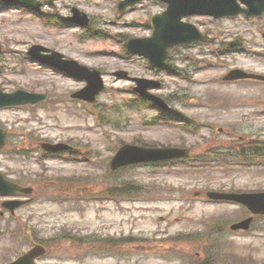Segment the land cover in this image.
Here are the masks:
<instances>
[{"label": "rangeland", "instance_id": "obj_1", "mask_svg": "<svg viewBox=\"0 0 264 264\" xmlns=\"http://www.w3.org/2000/svg\"><path fill=\"white\" fill-rule=\"evenodd\" d=\"M119 1L60 0L55 6L43 9V13H36L26 7L5 6L0 0V43L7 49V53L0 54V87L8 92L23 89L50 96L35 106L0 110V125L11 131V149L14 145L35 149L31 157L8 154L10 147L1 151L0 171L26 183L32 177L28 176L40 173V143L67 142L89 154L90 160L49 158L44 161L43 172L47 177L90 179L92 183L85 191L91 186L94 191L103 188L104 180L114 186L133 183L145 187L144 196H148L133 200H87L79 197L84 194L76 190L67 197L84 200L60 203L43 197L44 193L37 190L28 197L29 202L17 209L15 216L9 212L1 215L4 199L0 197V264H8L20 252L30 249L27 236L23 244L17 239L24 225L45 238L72 231L81 235L114 236L115 240L129 234L155 240L146 247H132L135 255L128 246L101 251L106 254L95 256H86V250H73L68 245L57 246L50 256L42 258V264H192L195 259H203L204 247L210 246H214V264H264V219L257 220L249 231L231 232L230 225L245 218L243 206L206 201V192L211 190L264 191L263 159L252 167L148 165L124 169L114 175L108 173L109 162L127 143L182 146L196 153L208 149L219 152L264 149V85L222 81L226 72L236 67L264 72V61L253 53L264 46V22L249 26L244 22H212L208 18L190 20L217 36L215 47L221 45V40L233 41L239 35L252 52L237 51L232 57H225L224 67L213 54V46L178 47L168 61L174 71L156 70L147 60L127 55L123 41L150 36L152 31L147 23L153 14L164 9L163 5L146 1L119 14ZM72 7L93 19L97 37L83 38V29L68 19ZM50 16L55 17L57 24L46 23ZM34 44L53 48L68 59L103 72L106 88L92 104L95 109H87L85 102L70 97L84 87L82 81L27 56ZM194 61L199 65L195 66ZM119 70L133 77L161 81L163 87L153 93L168 99L181 96L177 97L181 102L172 99L171 106L196 120V124L207 127L195 133H183L179 122H172L170 115L156 107H132L137 99L133 92L135 84L117 78L114 73ZM97 111L102 117L99 118ZM161 197L165 200L155 201ZM211 225L218 229L214 238L211 237L214 245L210 240L202 245L165 244L166 238L181 232L201 231L207 237ZM124 252L131 255L123 256Z\"/></svg>", "mask_w": 264, "mask_h": 264}, {"label": "water", "instance_id": "obj_2", "mask_svg": "<svg viewBox=\"0 0 264 264\" xmlns=\"http://www.w3.org/2000/svg\"><path fill=\"white\" fill-rule=\"evenodd\" d=\"M10 4L21 3L28 4L40 10L43 6L37 0H4ZM55 0L47 1L53 5ZM140 0H124L120 3V12H123L128 6L134 5ZM168 3V9L163 14H158L153 17V25L155 28L151 38L133 39L128 42V47L133 53L141 54L149 58L152 66L161 67L165 64L168 57V49L178 44L190 43L195 40H207L202 37L197 29L191 25L181 21L182 17L192 14H210L216 17L236 16L240 12L247 16L261 15L264 12V0H162ZM238 1L247 5V9H241ZM72 18L79 25L89 23L87 16L82 15L79 10H74ZM47 50L42 46H33L29 54L36 59H39L47 64L64 69L71 74L86 79L88 86L81 92L76 93L74 97L82 98L88 101H93L96 94L103 89L100 74L97 71H90L87 67L80 66L75 61H63L62 55L57 54L53 57L45 58L41 55V51ZM120 77H127L126 72L117 73ZM263 79L264 77L254 74H248L242 70L232 71L226 80L238 79ZM138 83L135 88L141 95L150 98L158 103L159 106L169 109V106L164 100L157 96L148 93V89L159 87L160 83L145 79H133ZM45 96L29 94L19 91L14 94H5L0 90V107L12 104L36 103L39 100L45 99ZM5 144V132L0 129V148ZM46 150L57 152L69 148L64 144L51 145L43 144ZM189 150L179 148H145L134 145H124L116 156L111 161L112 169L139 163L161 161L173 158L188 157ZM31 189L22 188L12 184L4 179L0 174V194H29ZM209 197L215 200H229L239 202L247 206L254 214H264V193L257 194H226L212 192ZM21 201H11L4 203V206L14 211L22 205ZM252 218L246 219L232 225L230 228L233 231L248 230L250 228ZM42 246H35L28 253L21 256L17 261L11 264H37L36 259L44 254Z\"/></svg>", "mask_w": 264, "mask_h": 264}, {"label": "trees", "instance_id": "obj_3", "mask_svg": "<svg viewBox=\"0 0 264 264\" xmlns=\"http://www.w3.org/2000/svg\"><path fill=\"white\" fill-rule=\"evenodd\" d=\"M255 154H257V158L260 157H264L262 152H256ZM253 157H249L247 152L244 151H237V152H232L229 154H221L220 152L216 151V150H212V151H207L205 154L199 155L198 157H195V160L197 163L202 164V162H217L219 165L222 166H228L230 164H236L239 162H251V159ZM134 188H137L131 184H125L123 186V193L126 196H130L131 194H137L140 193L139 191L135 190ZM25 230H28L27 228ZM218 229L215 225H211V231H209L208 236L206 237L205 235L199 233L196 234H189V235H181L178 236L176 238H172L169 241V244L171 245H176L178 243L180 244H204L207 240H210L209 243H212L214 245L215 240H213L214 238V233L217 232ZM28 234L31 235V231L28 230ZM213 237V238H211ZM30 238H27V240H29ZM130 241V242H141V240L137 239V238H132V239H127V240H114V239H109V240H93L92 242H96V243H101V244H111L110 249L102 246V248L107 249L108 251H112L114 249H121L120 247H115L116 243L119 242H126V241ZM55 241V240H53ZM58 241V240H57ZM144 241V240H143ZM216 244V243H215ZM213 247L214 246H210V247H204V251H205V256L203 259H195L194 262H192V264H214L215 262V255H212L213 252Z\"/></svg>", "mask_w": 264, "mask_h": 264}, {"label": "flooded vegetation", "instance_id": "obj_4", "mask_svg": "<svg viewBox=\"0 0 264 264\" xmlns=\"http://www.w3.org/2000/svg\"><path fill=\"white\" fill-rule=\"evenodd\" d=\"M242 81L244 82V81H249V80H242ZM252 82H256V83L264 85V82H259V81H252Z\"/></svg>", "mask_w": 264, "mask_h": 264}]
</instances>
